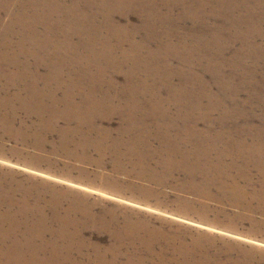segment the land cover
<instances>
[{"label": "bare ground", "instance_id": "6f19581e", "mask_svg": "<svg viewBox=\"0 0 264 264\" xmlns=\"http://www.w3.org/2000/svg\"><path fill=\"white\" fill-rule=\"evenodd\" d=\"M39 1L0 0V10L11 7L12 2L17 5L16 16L8 28L21 27L17 33L8 34L10 30L6 27L0 32L2 135L11 134L36 150L50 147L53 154L63 156L70 164L80 162L96 167V180L120 186L127 184L148 195L155 194L156 188L171 187L178 199L183 200L189 194L251 211L258 209L255 202L264 204L263 134L246 136L247 130L227 125L216 129L217 122L212 118L215 111L225 109L226 105L245 108L249 103V98L237 102L241 85L234 84V72H223L226 66L242 69V76L245 74V82H242L246 84L250 72L245 67L244 53L264 48V42L261 45L258 42L263 38L259 28L251 32L255 37L249 40L251 36L246 26L254 14L248 12L251 7H247V0H100L101 11L89 14L79 7L74 8L81 0L72 3L47 0L43 8ZM91 2L95 0L85 1L90 5ZM160 2H165L168 12L157 7ZM230 2L234 8L244 6L243 22L236 18L232 24L241 41V47L232 58L220 55V49L225 46L222 35L233 29L227 20L235 18L220 8ZM174 6H180L182 13L171 20ZM129 7L146 17L141 25L142 39H138L137 26L129 30L114 20L116 8L124 15ZM30 10L34 13L32 23L28 17ZM54 10L58 15L52 22ZM7 11L12 15L11 10ZM214 12L223 13L227 22L218 25L220 30L214 29L215 33L214 21L210 20ZM97 15L103 16L98 24ZM2 18L0 14V21ZM179 19H190L193 25H181L177 22ZM41 22L45 23L44 32L38 29ZM65 23L69 24L68 28ZM98 26L108 33L97 31ZM59 27L64 30V37H58V42L54 43ZM24 28H28L26 37ZM94 33L101 36L93 37ZM31 36L34 40H24ZM108 36L120 42L121 46L111 48L110 54H114L123 73L96 78L90 75L89 68H101V62L93 64L86 52L75 55L73 42L78 38L77 46H82L90 38L105 44ZM13 37L17 40L10 39ZM125 49L129 50L128 54ZM40 52L46 55L42 57ZM98 56L106 54L101 51ZM237 57L240 61L235 63ZM172 59L182 61L184 66L176 68ZM202 63L203 66L210 64L218 73L212 83L224 89L218 91L221 93L214 92L212 84L202 76L201 81L192 79ZM119 75H124V82L115 80ZM177 78L180 84L175 83ZM158 79L161 80L157 82ZM200 86L206 90L198 88ZM162 87L174 93L167 102L162 99ZM226 115L221 113L222 121L236 117ZM53 162L49 160V164ZM108 168L109 172L104 174L102 169ZM252 169L258 174L259 187L248 194L241 181L255 185L249 174ZM16 189L6 188L7 195L0 196L3 202L17 208L16 211L11 207L4 212L0 210V264H204L208 260V256L199 258L193 251L189 253L179 245L176 247L159 229H146L143 235L140 222L128 220L120 225L116 220L78 218V207L74 203L65 214L53 216L56 231L51 232L63 237L52 235L46 239L42 232L48 227L39 226L44 220L42 209L37 205L33 208L35 212L26 208L32 207L30 198L34 189ZM59 191L61 195L70 192ZM16 192L20 193V198H15ZM54 204L60 211V203ZM261 206L260 211L264 213ZM19 223L24 227L16 235L13 229ZM89 226L110 231L113 243L101 246L88 241L84 232ZM156 242L175 247V253L165 259L163 250H154ZM86 248H93L94 254L89 255ZM73 249L79 254L72 253Z\"/></svg>", "mask_w": 264, "mask_h": 264}, {"label": "rangeland", "instance_id": "374dc122", "mask_svg": "<svg viewBox=\"0 0 264 264\" xmlns=\"http://www.w3.org/2000/svg\"><path fill=\"white\" fill-rule=\"evenodd\" d=\"M45 1L47 2V0H40L38 2L41 8L46 6ZM51 1L56 3V0ZM64 1L72 3L73 0ZM85 1L87 0H81L80 4L76 3L74 8L79 7L84 9L88 14L101 11L100 0H95L94 3L91 2V5L86 4ZM247 2V7H251L248 9V12L251 13V15L254 14V17L252 18L253 21L249 20L247 22L249 26H246L251 36L249 40H252V38L255 37L251 32H254L256 28H259L258 30H262L263 32V35L260 34L263 37H260L262 40H258V42H260L259 45H261L264 42V1L247 0ZM240 4L241 3H238L239 6ZM10 6L11 7L9 8L2 7L0 10V14L3 17L2 21H0V32L6 27L7 30H10L8 31V34L14 31L17 33L18 30H21V27L15 28L13 26L12 29L8 28L17 12V5L15 2H12V5ZM157 7L163 9L164 12L169 11L165 2L164 4L160 2ZM234 7L235 6L232 2H230L227 6L225 5L224 8H220V11H228L230 16L235 17H230L231 19L227 17L229 18L227 22L230 25V28L233 29H230L231 32L227 30V33L222 35L223 40H225V43L222 45L225 46L224 49H220V51H222L220 55L227 56L228 58H232L235 50L241 47V41H239L240 39L238 38L236 30L232 24L236 18L240 22H243L241 17H244L242 14L244 6L237 8ZM6 9L11 10L12 15ZM31 10L28 16L30 21L34 18V13ZM116 10L117 12L114 13L113 16L114 20L127 27L129 30L133 29L132 26H137L139 28L138 30H140L138 39H142L144 37V29H142L141 25L142 20L146 18L145 15L138 12L134 7H129L124 15H120L119 11L121 10H118L117 8ZM230 10L233 12L235 10V13H230ZM181 11L180 6H174L171 20L178 17L182 13ZM56 15H58V11L54 10L50 21L55 22L54 16ZM211 16L212 18H210V20L214 21L212 24L213 33H215L214 29L219 32L220 28L218 25L227 23H225L223 18L225 15L223 13L215 14L214 12ZM96 17L97 24L103 21V16L97 15ZM177 22L181 25L186 24L188 27L193 25V21L190 19H179ZM44 24L45 23L41 22V25L38 28L42 32L46 29V27L44 28ZM49 25L50 27L52 26L51 24ZM67 25L69 24L65 23V27L68 28ZM30 26L32 27L33 25L31 24ZM238 26L239 24H237V27ZM60 29L62 28L59 27L58 30L55 31L54 43L58 42V37H64V30ZM161 29L162 28H159V30ZM96 30L104 32L105 34L108 33V30L101 26H98ZM156 30L158 32V27H156ZM24 32V37H26L28 34V28H24ZM100 36V33L93 34V37L96 38ZM10 39L17 40L15 37ZM7 40H9V38H7ZM24 40H34V36L28 37ZM75 40L76 42H73L75 55L81 56L80 53L86 52L88 53L87 58L91 59L93 64H95V61H100L102 64L101 68L97 66L89 68V70L92 71L90 72L91 76L105 78L108 75H114L117 72L123 73L119 69L114 54H110L111 48H119L121 46L118 39H109L108 36L104 40L105 44H103L100 43L98 39L94 41L89 38L87 43L82 46H77V43L80 42L78 38ZM44 42L49 43L47 40H44ZM127 47L128 46L125 45V48ZM101 51L105 52L106 56H98V53ZM124 52L128 54L129 50L125 49ZM251 52L252 51L244 53L245 67L249 68L247 70L250 72L246 84H243V82H245V74L242 76V69H238L236 66L233 68L226 66V68H223L224 70L222 69L225 73H235L236 77L234 78V84L245 86V88L242 86L243 90H241L240 86V94L238 95L239 100H237V102H244V100L249 98V103L247 102L248 104H245V108H239L238 105H226L225 109L215 111L212 118L217 122L216 129H218L219 126L227 125L238 130H247L248 133H244L246 136L248 134H263L264 136V48L261 47L257 51H253V55H251ZM40 55L44 57L46 54L45 52H40ZM238 61H240L239 58L238 60L236 59L235 63ZM172 63L176 68L184 66L183 62L179 60L172 59ZM203 65V63L201 67L199 65L200 68H197L198 73L192 75V79H198L201 81L202 76L206 82L213 85L212 82H214L215 78L219 75L215 69H212L210 64ZM42 71L45 72L44 69ZM124 79V75H119L115 80L121 83L124 82ZM160 80L161 79H158L157 82ZM178 82L179 79L177 78L175 83ZM149 83L152 82L150 81ZM180 83L181 81L178 84ZM212 85L210 87L216 93L224 90L221 88L220 90L216 85H213L214 87H212ZM160 86L163 85L160 84ZM198 88L206 90V88L202 86ZM161 95L163 97L162 99L167 102L169 97L174 95V93L171 94L170 90L166 87H162ZM233 95L234 91L230 93V97ZM221 113H225V115L228 113L226 116L229 118H233L231 114H234L236 117L222 121ZM2 117L4 116L1 115V118ZM1 118L0 128H2V123L4 121H1ZM201 126L206 129L204 124ZM50 159L54 161L53 164H49ZM70 163L71 161L63 158V156L53 154L50 147H46L44 151L36 150L33 147L26 146L19 139H14L11 134L5 133L2 135L0 131V196L4 198L6 188H11L13 190H17L16 188H22L23 190H26L32 187L34 189L32 191L33 197L30 198V204L32 207L30 206L26 208L28 210L32 209L31 211L35 212L33 208L37 205V207L42 209L41 211L44 214V220H41L39 226L41 228L48 227L45 232H42L44 235L43 237L46 239L52 238V235H55L56 238L62 236L61 234H58V232H51L52 230L56 231L53 216L54 214H65V212L69 210V205L74 203L78 207V212H76L78 218H103L104 221L113 222L116 220L120 225H124L128 220L137 223L140 222L139 224L142 225V231L140 233L143 235L145 234V231H147L146 229H159V231L161 230L162 235L163 232L166 233L164 235L170 238L176 247L180 246L184 251L186 250L185 252L190 251L189 253H192L193 251L194 255L196 257L199 256V258H202L204 255L208 256V260L203 262L204 264H264V213L260 211L259 207L261 205V207L264 206L262 202H255V206L258 207V209H256V211H251L249 209H242L237 206L224 204L215 199L205 197L198 198L189 194L186 199L184 198L185 200L178 199L177 192L171 187H164L162 189L156 188L157 194L148 195L142 192L139 188L127 184L120 186L116 183H108L107 180H96L95 173L97 168L94 166L80 162H76L75 164ZM109 169L110 168L102 169V172L106 174L109 172ZM249 174L251 175L252 180L254 179L255 185H250L241 181V185L245 186L248 194L252 192L253 188L257 189L259 187L257 185L258 174L256 171L252 169ZM33 181H35V183ZM59 189H64L65 191L70 192L66 195H63L64 193L61 195L59 194L61 192ZM16 193L18 194V192ZM19 195L20 193L15 196V198H20ZM56 201L60 203V211L56 208L58 206L54 204ZM10 207L14 211L17 210L14 205L9 206L8 203L3 202L0 198L1 211L4 212V210ZM27 209L25 210L27 211ZM92 215H95V217ZM18 219L23 220L22 217H19ZM15 227L16 228L13 229L14 234L17 235L22 231L24 226L19 223ZM84 237L88 241L101 246H109L114 240L110 231H100L91 226L85 230ZM164 245L163 242H156L154 250H163V257L166 259L175 253V247L172 248L168 247V245ZM86 252L91 256L94 254L93 248H90V250L89 248H86ZM72 253L79 254L75 249H73Z\"/></svg>", "mask_w": 264, "mask_h": 264}]
</instances>
